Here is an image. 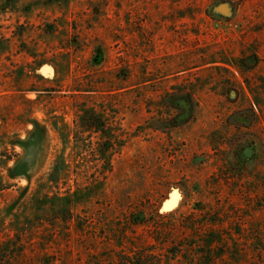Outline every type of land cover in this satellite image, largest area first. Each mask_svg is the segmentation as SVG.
I'll use <instances>...</instances> for the list:
<instances>
[{"label":"rangeland","instance_id":"1","mask_svg":"<svg viewBox=\"0 0 264 264\" xmlns=\"http://www.w3.org/2000/svg\"><path fill=\"white\" fill-rule=\"evenodd\" d=\"M133 220L264 264V0H0V264H87Z\"/></svg>","mask_w":264,"mask_h":264},{"label":"trees","instance_id":"2","mask_svg":"<svg viewBox=\"0 0 264 264\" xmlns=\"http://www.w3.org/2000/svg\"><path fill=\"white\" fill-rule=\"evenodd\" d=\"M32 125L33 130L39 129L36 122ZM131 225V234L135 235L134 241L126 239L124 246L119 244L117 250L104 249L91 256L87 264H197L195 250L188 249L189 246L183 239L177 242L169 241L171 228L151 226V230H148L149 240L144 241L141 240L144 233L137 234L135 230L136 227L147 228L148 224L143 220H133Z\"/></svg>","mask_w":264,"mask_h":264},{"label":"water","instance_id":"3","mask_svg":"<svg viewBox=\"0 0 264 264\" xmlns=\"http://www.w3.org/2000/svg\"><path fill=\"white\" fill-rule=\"evenodd\" d=\"M248 154H249V151H246V152H245V155H248Z\"/></svg>","mask_w":264,"mask_h":264}]
</instances>
